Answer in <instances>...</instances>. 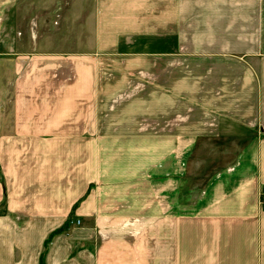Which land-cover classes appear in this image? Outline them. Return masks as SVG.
Returning a JSON list of instances; mask_svg holds the SVG:
<instances>
[{
    "label": "crops",
    "instance_id": "1",
    "mask_svg": "<svg viewBox=\"0 0 264 264\" xmlns=\"http://www.w3.org/2000/svg\"><path fill=\"white\" fill-rule=\"evenodd\" d=\"M17 1L0 0V34ZM154 9L148 23L123 14L114 34L138 23L140 53L112 43L106 74L95 52L32 44L12 60L10 107L0 88V264H39L68 217L44 264H264V0ZM180 51L200 56L193 68L148 81L146 56L171 65ZM207 137L245 151L196 208L180 205L182 164Z\"/></svg>",
    "mask_w": 264,
    "mask_h": 264
},
{
    "label": "rangeland",
    "instance_id": "2",
    "mask_svg": "<svg viewBox=\"0 0 264 264\" xmlns=\"http://www.w3.org/2000/svg\"><path fill=\"white\" fill-rule=\"evenodd\" d=\"M154 10V0H147L146 3H140V0L133 3L124 0H99L98 8L95 0H18L16 7L7 12L0 34V88L3 86L5 92L3 105L11 106V80L14 73L12 60L26 52L32 44L35 52H95L100 59V75L106 74L108 72L106 66H102L103 61L118 58L112 43L118 41L120 45H128L131 51L125 52L140 53L142 41L139 38L142 35L138 29L143 28L138 27V23L130 28L134 33L114 34V31L127 25L122 18L123 14L134 16V20L139 23L146 20L148 23L154 18ZM151 26L147 24L145 30L153 28ZM96 30L99 32L97 52L93 49ZM146 58L151 64L150 70H147L148 81L154 82L156 76L160 80L170 69L193 68L190 61L194 62V58L200 56L180 51L172 57L171 65L164 64L162 56L149 55ZM247 58H250L258 71L255 57ZM135 70L136 74L143 73L139 69ZM5 116L9 117V114L6 113ZM242 132L243 141H246L245 135L249 136L250 133ZM237 142L230 138L207 137L201 138L192 147L182 164V170L180 169V205L186 202L190 205L193 200L196 208L207 196L210 182L217 175L233 170L234 164L238 163L245 151V146ZM262 193L263 187L259 192V205L264 210L261 205ZM68 228L69 225L60 233L66 232Z\"/></svg>",
    "mask_w": 264,
    "mask_h": 264
},
{
    "label": "trees",
    "instance_id": "3",
    "mask_svg": "<svg viewBox=\"0 0 264 264\" xmlns=\"http://www.w3.org/2000/svg\"><path fill=\"white\" fill-rule=\"evenodd\" d=\"M70 217H68V219L65 221V223L63 225H61L60 227L54 229L45 239L44 241V248L40 254V257H39V264H44V257H45V253H46V249H47V246H48V243L50 242V240L52 239V237L54 235H56L57 233H60L61 231L65 230L67 227H68V224H69V220Z\"/></svg>",
    "mask_w": 264,
    "mask_h": 264
},
{
    "label": "built area",
    "instance_id": "4",
    "mask_svg": "<svg viewBox=\"0 0 264 264\" xmlns=\"http://www.w3.org/2000/svg\"><path fill=\"white\" fill-rule=\"evenodd\" d=\"M261 205L264 208V193L261 194Z\"/></svg>",
    "mask_w": 264,
    "mask_h": 264
}]
</instances>
